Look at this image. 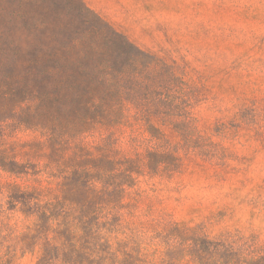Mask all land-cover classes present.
<instances>
[{"label": "rangeland", "instance_id": "obj_1", "mask_svg": "<svg viewBox=\"0 0 264 264\" xmlns=\"http://www.w3.org/2000/svg\"><path fill=\"white\" fill-rule=\"evenodd\" d=\"M0 52V264H264V0H0ZM41 69L120 83L115 154L152 124L174 157L77 180L48 134L100 131L42 103L80 91Z\"/></svg>", "mask_w": 264, "mask_h": 264}, {"label": "trees", "instance_id": "obj_2", "mask_svg": "<svg viewBox=\"0 0 264 264\" xmlns=\"http://www.w3.org/2000/svg\"><path fill=\"white\" fill-rule=\"evenodd\" d=\"M23 80L24 84L30 87H34L38 82L46 84L50 80H58L64 83V87L68 90L80 91V94L76 96L63 97V93H60L61 88L56 84L48 92L45 91L38 96L42 103H50V107L47 108L53 111H58L57 104L59 102H69L70 114L74 119L79 118L84 127L89 125L100 131V140L93 145L86 142L85 135H83L85 132L82 131L73 134L65 132L63 129L59 130L55 126L54 131L48 134L47 139L53 146L71 147V158L65 164L71 162L73 167L75 166L70 175L77 180L84 182L92 178L111 177V179H116L119 174L131 178L134 172L125 167L128 162H138L140 165L143 163L144 167L157 172L164 165V159L168 155L174 157L171 148L166 144L159 143L165 136L160 129H157V132H155L156 130L152 131V124L147 127L150 137L146 138L142 145H138L135 158L125 156L123 161L115 154V147L119 142L117 129L128 123L126 122L129 116L128 110L133 104L136 105L135 101L122 98L123 86L120 83L100 78L96 80L87 78L80 83H72L67 75L64 78H59L55 72L47 69L39 70L37 76L26 74ZM159 100L162 98L160 97ZM139 148L144 150L141 151ZM95 149L97 152L94 151ZM50 172L51 174L55 173L52 170ZM33 192L37 193V188ZM56 204L48 201L44 207L41 206L49 220L58 215Z\"/></svg>", "mask_w": 264, "mask_h": 264}]
</instances>
